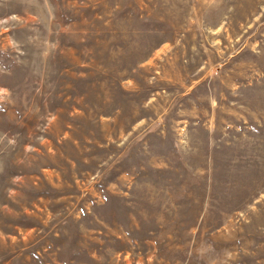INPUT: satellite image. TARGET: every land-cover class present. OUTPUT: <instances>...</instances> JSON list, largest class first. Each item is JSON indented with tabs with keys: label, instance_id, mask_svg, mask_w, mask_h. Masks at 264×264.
I'll use <instances>...</instances> for the list:
<instances>
[{
	"label": "rangeland",
	"instance_id": "374dc122",
	"mask_svg": "<svg viewBox=\"0 0 264 264\" xmlns=\"http://www.w3.org/2000/svg\"><path fill=\"white\" fill-rule=\"evenodd\" d=\"M0 264H264V0H0Z\"/></svg>",
	"mask_w": 264,
	"mask_h": 264
}]
</instances>
